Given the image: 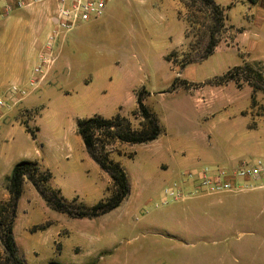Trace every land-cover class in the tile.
<instances>
[{"label":"rangeland","instance_id":"374dc122","mask_svg":"<svg viewBox=\"0 0 264 264\" xmlns=\"http://www.w3.org/2000/svg\"><path fill=\"white\" fill-rule=\"evenodd\" d=\"M189 1L193 6L190 10L184 7L183 12L187 23L185 44L169 53H164L165 49L159 43H168V38H160L158 35L162 33L150 37L139 36L137 30L123 19V14L127 16L125 12L120 16L110 13L96 25L77 27L69 33L65 50L71 65L69 77L59 83L57 91L49 93L46 121L40 126L41 134H34V140L28 134L16 137L13 141L14 155L37 162L41 159L42 163L46 161L50 180L63 184L66 195L61 196L72 205L91 207L109 194L110 183L107 187L104 179H99L97 183L95 171L81 163L77 153L65 156V151L55 149L53 137H50L54 125H61L69 135L74 127V117L82 116L80 119H85L94 112L99 115L109 112L114 100L110 90L103 92L99 82H85L89 77L93 78L95 67L121 79L123 87L118 92L122 102L127 90L136 89L137 99L138 92L143 89V102L157 117L166 137L162 136L150 144H125L123 153L118 146L121 143L112 142L106 146L109 157L115 158L125 170L129 193L117 207L101 216L71 219L67 214L47 207L33 188L28 190L24 187L23 195L17 201L13 222L14 239L24 264H177L182 259L184 251L180 247L175 248L174 240L167 238V225L161 213L174 200H168L167 203L160 201L165 187L179 183L169 174L171 169L166 172L150 157L158 150H163L169 135L183 130V127H216L218 119L229 117V122L243 128L245 120L235 115L243 111V115L253 116L263 103L262 94L247 85L238 88L232 81L216 85L214 79H218L232 66L242 63H259L261 70H264V20L253 9L258 0H239L247 4L246 7L238 5V8H247L245 17L241 19L228 9L227 17L231 18L234 26L224 21L226 27L214 33L216 46L236 45V48L224 53L216 52L201 62L182 67L183 62L198 59L203 54L209 41L210 27L213 26L207 18L206 4L203 1L195 4ZM175 35L169 37L175 40ZM51 55L55 61L54 53ZM228 83L233 86L223 88ZM178 88L181 90L175 92ZM212 94H215L212 104L199 101ZM192 96L198 100L194 102ZM128 108H131V103L126 99L121 111L125 113L129 111ZM28 110L19 113L21 118H18V122L28 132L35 133L33 119L36 110ZM133 113L122 117L128 118L132 128H137L142 119ZM253 126L255 123L251 122L249 128ZM263 126L258 125L255 134L264 135ZM97 134L103 137L101 130ZM173 154L180 157L177 150ZM255 158L264 159V155L262 152L245 154L241 161ZM86 179L94 180L97 190L93 194L81 186V180ZM8 198L0 203L6 202ZM262 212L264 214V208ZM60 218L67 220L66 223L62 221L68 232L65 236H56L61 225ZM246 230L240 226L230 228L226 233L228 239H223V231L221 236L211 234L206 235L201 242L193 240L186 254L213 259L231 251L241 261L261 257L264 255V231L254 230V235L249 236L242 233ZM238 245L240 250H245L244 253L237 252ZM3 259L0 242V264Z\"/></svg>","mask_w":264,"mask_h":264},{"label":"crops","instance_id":"0c3cea01","mask_svg":"<svg viewBox=\"0 0 264 264\" xmlns=\"http://www.w3.org/2000/svg\"><path fill=\"white\" fill-rule=\"evenodd\" d=\"M9 1L11 9L5 14L3 10L4 1L0 0V96L8 98V90L13 85L27 89V94L19 98L10 108L0 110V180H3L0 181V201L6 200L9 196L5 186L14 164L20 160H31L24 156L14 155V139L21 137L22 134H28L31 137L26 128L19 124L18 118H21L19 113L24 109H35L36 115H34L33 121L36 130L34 134H41L40 126L46 121L49 93L57 91L59 83L69 77L71 65H69L65 56V50L68 47V35L72 30L86 25H96L110 13L120 16L122 12H125L127 16L123 14V19L132 29L137 30L139 36L150 37V35L157 36L162 33V35H158L160 38H168V43H159L161 47H164V53H169L171 50L184 46L187 24L183 13L185 0H106L102 14L99 17L83 21L69 32L55 37L52 49L55 61L43 70L44 76L40 80L34 70L40 63V57L45 51L49 36L55 27L57 2L56 0H22L26 4L18 7L15 0ZM214 1L219 6L230 5L229 11L238 15L241 19L245 17L244 12L247 8L246 10L245 8H238V5L246 7L245 2L239 0ZM263 2V0H258L254 4L255 7H253L255 11H258L262 20H264ZM226 22L234 26L231 18L227 17ZM174 33L176 38L172 40L169 36ZM236 47V45L235 47H221L219 45L215 47L211 55L216 52L224 53L228 49ZM93 70V80L89 77V80L85 82H99L98 85H102L103 92H108L107 89H109L114 96V100L108 113L99 115L94 112L90 114V117L98 115L109 119L117 114L125 117L130 116L137 106L136 89H132L130 92L127 90L122 102L118 92L119 88L123 87L121 79L114 77L113 74L103 73L97 67ZM34 78L39 79L35 83V85L37 84L36 87L28 88ZM226 86L231 87L233 85L228 83L223 88H226ZM178 90L181 89L178 88L175 92ZM215 94L208 96V98H200L199 101L206 102L207 105L212 104ZM126 99L131 103V108H128L129 111L124 113L121 109L122 103ZM193 100L196 102L198 99L194 96ZM242 112L238 111L235 116L245 120L243 128L229 122V117L224 120L218 119L216 127H213V125L207 128L183 127V130H178L169 135L165 141L164 149L158 150L155 155L150 157V160H155L157 166L163 168L166 172L171 169L169 174L175 178V181H178L177 183L186 192H193L196 183L186 181L183 173L205 167H223L230 170L241 162V157L245 154L262 152L264 155V135L255 134L258 125H264V117L258 118L250 114L243 115ZM81 117H74V127L71 128L72 133L69 135L64 132L61 125H54L52 128L53 134L50 136L53 137L52 143L56 150L65 151V156L77 153L78 160L91 168L92 171H95L96 182L98 183L99 179H104L107 187L110 183L109 176L89 157L81 137L76 132V120ZM251 122H254L255 126L249 128ZM162 136L166 137V133L163 132L161 136L147 144L159 140ZM32 140L34 139L32 138ZM160 145L161 143L158 146ZM118 146L123 153L126 145L118 144ZM176 150L180 157L173 154V151ZM36 156L39 157L38 153H36ZM45 162L43 164L40 159L38 163L43 170L49 172L50 170ZM81 181L83 182L81 186L88 188L91 194L97 190L94 180ZM50 184L53 188L58 189L63 197L66 195L63 192L65 190L63 184L54 183L51 180ZM24 187L28 190L33 188L28 182H23L22 192ZM69 188L74 190L73 187ZM34 191L36 190L34 189ZM72 193L76 194L75 191ZM161 199L162 195L160 201ZM261 205L264 208L263 191L260 188L211 194L199 193L174 200L170 205H166L161 213L164 217L163 221L167 225V238L174 240L175 248L180 247L184 251L182 259L177 264H264V255L250 261H241L231 251L218 255L213 259L203 255L186 254L188 253L187 247L193 243V240L201 242L206 235L221 236L224 231L225 236L223 239H228V236H226L228 229L239 226L247 229L246 232L242 233L249 236L254 235V230L264 231V219L262 220L264 214H262ZM62 215L66 217V215ZM62 221L66 223L67 220L60 218L61 225L56 232V236H65L68 233ZM236 250L237 252L242 251V253L245 251L240 250L239 245Z\"/></svg>","mask_w":264,"mask_h":264},{"label":"trees","instance_id":"16d2710c","mask_svg":"<svg viewBox=\"0 0 264 264\" xmlns=\"http://www.w3.org/2000/svg\"><path fill=\"white\" fill-rule=\"evenodd\" d=\"M197 1H203L206 4L207 18L213 26L210 27L209 41L203 54L198 59L183 62L182 67L190 63L201 62L213 53L217 44L214 33L225 26L227 10L230 8V5L219 6L214 0H191L194 4ZM191 6L193 5L189 0L184 1L186 9L190 10ZM214 80H216V85H224L232 81L238 88L247 85L253 91L260 92L263 103L252 115L264 116V70H261L259 63L234 65ZM174 83L175 81L173 85ZM143 92V89L138 92L137 106L133 111L134 115L138 114L142 119L137 128H132L128 118L120 115L109 119L93 116L76 120V132L81 137L87 154L110 179L109 194L93 206L84 207L67 202L58 189L49 185L51 175L47 170H43L37 161L20 160L14 164L6 183L9 198L6 202L0 203V242L4 253L2 264H24L14 239L13 222L16 217L17 201L21 196L25 180L32 185L47 206L54 211L65 213L71 218L101 216L117 207L127 197L129 184L125 170L118 161L109 157L106 146L112 142L128 145L145 144L155 140L162 133L157 117L143 102ZM99 130L102 131L103 137H98ZM29 133L35 139L34 133Z\"/></svg>","mask_w":264,"mask_h":264},{"label":"built area","instance_id":"2783aa9c","mask_svg":"<svg viewBox=\"0 0 264 264\" xmlns=\"http://www.w3.org/2000/svg\"><path fill=\"white\" fill-rule=\"evenodd\" d=\"M3 1V10L7 14L11 9V4L9 0ZM56 2L55 27L46 49L40 57V63L34 70L40 80L44 75L43 70L54 61L51 55V43L54 37L69 32L83 21L99 17L102 14L106 0H56ZM15 3L18 7L26 4L22 0H15ZM39 79H32L30 86L35 85ZM8 93V98L0 96V110L13 106L19 98L27 94V89L13 85L9 88ZM183 176L186 181L196 183L195 190L186 192L180 184L165 187L161 193L162 203H167L168 200L183 199L199 193L211 194L255 188H260L263 191L264 202V159L255 158L249 161H241L230 170L223 167H205L185 172Z\"/></svg>","mask_w":264,"mask_h":264}]
</instances>
